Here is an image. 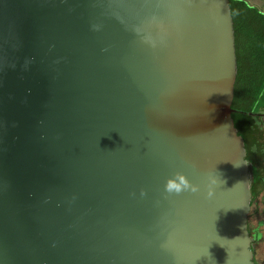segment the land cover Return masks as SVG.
<instances>
[{"label": "water", "instance_id": "water-1", "mask_svg": "<svg viewBox=\"0 0 264 264\" xmlns=\"http://www.w3.org/2000/svg\"><path fill=\"white\" fill-rule=\"evenodd\" d=\"M236 79L230 0H0V264H256Z\"/></svg>", "mask_w": 264, "mask_h": 264}, {"label": "trees", "instance_id": "trees-1", "mask_svg": "<svg viewBox=\"0 0 264 264\" xmlns=\"http://www.w3.org/2000/svg\"><path fill=\"white\" fill-rule=\"evenodd\" d=\"M230 7L237 58L233 118L253 165L252 205L264 190V14L244 0H230Z\"/></svg>", "mask_w": 264, "mask_h": 264}, {"label": "flooded vegetation", "instance_id": "flooded-vegetation-1", "mask_svg": "<svg viewBox=\"0 0 264 264\" xmlns=\"http://www.w3.org/2000/svg\"><path fill=\"white\" fill-rule=\"evenodd\" d=\"M247 4L259 9L264 14V0H244ZM264 171V169H263ZM249 232L253 238L252 249L254 251V260L256 264H264V259L259 258L261 244L264 243V190L259 195L256 202L251 205V215Z\"/></svg>", "mask_w": 264, "mask_h": 264}, {"label": "clouds", "instance_id": "clouds-1", "mask_svg": "<svg viewBox=\"0 0 264 264\" xmlns=\"http://www.w3.org/2000/svg\"><path fill=\"white\" fill-rule=\"evenodd\" d=\"M175 179L180 180L181 178L176 177ZM179 188H180V185L178 183H173L171 181L166 185V189L168 190H179Z\"/></svg>", "mask_w": 264, "mask_h": 264}, {"label": "rangeland", "instance_id": "rangeland-1", "mask_svg": "<svg viewBox=\"0 0 264 264\" xmlns=\"http://www.w3.org/2000/svg\"><path fill=\"white\" fill-rule=\"evenodd\" d=\"M263 112H264V109H263ZM258 252H259V258L261 260H263L264 259V243L261 244L260 249L258 250Z\"/></svg>", "mask_w": 264, "mask_h": 264}, {"label": "crops", "instance_id": "crops-1", "mask_svg": "<svg viewBox=\"0 0 264 264\" xmlns=\"http://www.w3.org/2000/svg\"><path fill=\"white\" fill-rule=\"evenodd\" d=\"M264 115V113H262ZM262 126L264 128V116L262 117Z\"/></svg>", "mask_w": 264, "mask_h": 264}]
</instances>
